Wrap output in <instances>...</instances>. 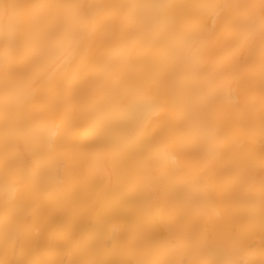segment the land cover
Returning a JSON list of instances; mask_svg holds the SVG:
<instances>
[{
  "label": "bare ground",
  "instance_id": "6f19581e",
  "mask_svg": "<svg viewBox=\"0 0 264 264\" xmlns=\"http://www.w3.org/2000/svg\"><path fill=\"white\" fill-rule=\"evenodd\" d=\"M33 3L98 7L48 10L90 26L9 68L46 14L10 5ZM262 7L0 0V264H264V44L232 26Z\"/></svg>",
  "mask_w": 264,
  "mask_h": 264
},
{
  "label": "snow or ice",
  "instance_id": "6c2138e0",
  "mask_svg": "<svg viewBox=\"0 0 264 264\" xmlns=\"http://www.w3.org/2000/svg\"><path fill=\"white\" fill-rule=\"evenodd\" d=\"M10 6L24 9L45 10L46 14L39 18L37 32L32 36L18 35L14 38H10L6 54L3 58V62L9 68L12 67L14 60H17L22 56H26L27 64L31 65L40 63L53 55L61 54L66 48L76 43V38L80 30L87 29L90 26L89 19L84 14L75 18V27H69L66 19L62 21L59 15L48 14V10L98 7L94 5H52L48 3L19 4ZM158 7L166 9L170 7V5L160 4ZM200 7L214 8L219 6L205 4ZM223 7L227 8L229 6L224 5ZM132 23L136 24L138 21L133 20ZM232 26L244 37L250 40L258 37L261 43L264 44V7L261 8L259 13L250 9L242 16L235 17L232 20ZM36 35L39 36L38 40L35 39ZM204 38L203 34L194 37V39ZM15 94V76L10 73L5 77L4 81L3 98L5 103L7 104V102ZM153 104L154 101L144 97L135 99L132 102V107L134 110H140L142 108L150 107ZM109 118L111 119V117ZM240 251V249H234L233 254L238 255ZM221 255H224V258L215 260L213 264H241L238 259L229 258L227 254L222 253Z\"/></svg>",
  "mask_w": 264,
  "mask_h": 264
}]
</instances>
